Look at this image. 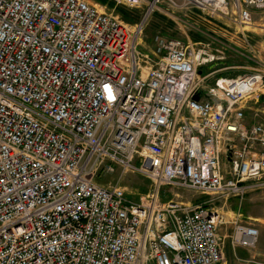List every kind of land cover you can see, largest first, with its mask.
I'll return each instance as SVG.
<instances>
[{
  "label": "built area",
  "instance_id": "built-area-1",
  "mask_svg": "<svg viewBox=\"0 0 264 264\" xmlns=\"http://www.w3.org/2000/svg\"><path fill=\"white\" fill-rule=\"evenodd\" d=\"M114 2L141 7L139 20L91 0H0V264H220L213 204L264 185V116L251 106L264 50L224 75L203 70L218 56L199 42L142 40L155 11L177 21L191 8L264 32V0ZM126 172L151 189L130 197ZM165 186L209 197L165 201ZM258 237L233 221V247Z\"/></svg>",
  "mask_w": 264,
  "mask_h": 264
},
{
  "label": "rangeland",
  "instance_id": "rangeland-1",
  "mask_svg": "<svg viewBox=\"0 0 264 264\" xmlns=\"http://www.w3.org/2000/svg\"><path fill=\"white\" fill-rule=\"evenodd\" d=\"M111 1L113 2L112 5L102 4L104 6L102 8L106 12L113 13L123 20L117 10L118 7L122 6L129 12L139 11L138 17L141 16L143 11L141 7L131 8L123 4L116 5L114 0ZM91 2L98 3L94 0H91ZM189 10L191 11L182 10L177 12L179 16L177 21L171 20L160 11H155L145 23L142 32L143 42L148 43L156 32L183 38L191 42H199L218 56L217 59L203 68L205 72L220 70L219 73L221 74L234 75L245 71L248 67L256 66V62H258L264 50L263 30L258 27L243 36L231 21L208 18L205 13L198 9L191 8ZM188 15L195 17L191 19L187 17ZM253 18L258 23H264V19L260 20L258 14ZM138 20L139 18L135 19V22ZM251 106L256 107L261 112L259 115L264 116V95L260 97L257 104L251 103ZM246 112L249 116V111ZM116 174H105L102 176V180L105 184L108 181L114 182ZM120 182L132 198H137L151 189L150 180L146 176L135 172L122 174ZM160 196L165 201L172 199L191 205L204 202L209 197L186 188L167 186L161 188ZM213 206L218 208L223 215L224 222L219 228L222 250L226 260V263L223 264H264V185L252 187L242 199L230 198L226 203L216 201ZM233 221L250 223L258 229L259 237L254 247L247 249L232 246L230 235Z\"/></svg>",
  "mask_w": 264,
  "mask_h": 264
},
{
  "label": "trees",
  "instance_id": "trees-1",
  "mask_svg": "<svg viewBox=\"0 0 264 264\" xmlns=\"http://www.w3.org/2000/svg\"><path fill=\"white\" fill-rule=\"evenodd\" d=\"M98 3H101V4H109V5H112L113 2L111 0H94ZM117 8V6H116ZM118 12L120 13V15L122 16L123 20H125L126 22H130V23H134L135 22V19L137 20L138 15H139V11L137 10H133V12H129L127 9H125V7H118L117 8ZM132 14V16H131Z\"/></svg>",
  "mask_w": 264,
  "mask_h": 264
},
{
  "label": "crops",
  "instance_id": "crops-1",
  "mask_svg": "<svg viewBox=\"0 0 264 264\" xmlns=\"http://www.w3.org/2000/svg\"><path fill=\"white\" fill-rule=\"evenodd\" d=\"M226 263V260L224 259L220 264Z\"/></svg>",
  "mask_w": 264,
  "mask_h": 264
}]
</instances>
